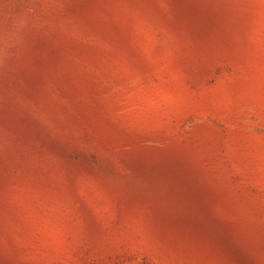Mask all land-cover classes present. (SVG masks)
<instances>
[{"label":"rangeland","instance_id":"374dc122","mask_svg":"<svg viewBox=\"0 0 264 264\" xmlns=\"http://www.w3.org/2000/svg\"><path fill=\"white\" fill-rule=\"evenodd\" d=\"M0 264H264V0H0Z\"/></svg>","mask_w":264,"mask_h":264}]
</instances>
